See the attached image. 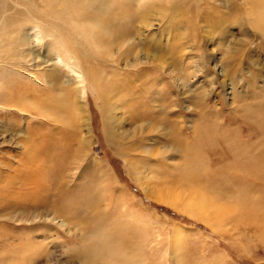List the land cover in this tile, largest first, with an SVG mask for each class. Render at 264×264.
I'll use <instances>...</instances> for the list:
<instances>
[{
    "label": "rangeland",
    "instance_id": "rangeland-1",
    "mask_svg": "<svg viewBox=\"0 0 264 264\" xmlns=\"http://www.w3.org/2000/svg\"><path fill=\"white\" fill-rule=\"evenodd\" d=\"M175 1L178 0L170 3ZM193 1L187 0V5L177 7L157 6L159 10L154 6L147 12L135 4L128 7V0L129 11L125 9L128 13L120 11L126 7L119 0H110V10L98 6L100 12L95 15L104 12L118 26H127V37L132 36L135 42L129 59L135 60L140 51L146 57L145 64L131 71L126 68L127 55L119 51L121 44L112 52L98 50L92 39L83 41L78 37L81 35L76 31L82 30L69 18L75 11L67 8L60 12L64 17H56L66 26L59 20L56 23L64 37L74 36L76 44L82 47L77 53L97 88V91L88 88L87 95L66 88L68 68L61 64L62 72L54 74L55 78L51 72L47 73L52 65L50 60L55 57L53 51L63 52L60 43L38 49L42 56L41 70L46 69L42 84H36L25 73L37 63L33 61V53L29 54L32 62H26L28 71L19 69L17 64L12 70L0 68V78L4 73L13 75L15 87H19L20 81H31L37 86V90L32 88L34 98L50 111L43 117L0 108V117L4 119H0V264H84L88 258L96 264H118L123 261V254H118L109 240L124 234L133 236L125 242L129 246L140 244L141 249L137 248V255L143 257L140 264H264V179L256 180L253 173L264 157L261 125H264V21L256 23L250 19V5L245 2L248 0H236V11L230 6L234 0ZM20 2L31 5L33 14L43 15L40 0ZM198 3L207 4L211 13L186 9ZM57 5L56 0H48L45 12L54 14ZM23 8L19 6L8 13L9 17L15 14L1 33L2 36L20 33L17 41L6 44L12 58L18 61L23 51L28 50V46L21 48L25 42L22 28L24 25L30 28L31 19ZM146 14L153 24L149 29L153 34L143 46L147 55L139 45ZM29 39L31 43L32 38ZM2 47L0 41V50ZM45 60L49 63L44 64ZM114 80L117 85H124L122 89L132 97L133 104L142 100L138 106L142 110L137 112L140 122H144L138 130L137 125L127 122L119 138L109 136L104 119L103 88H109ZM144 85L149 94L145 93ZM27 106L31 111V105ZM174 129L184 139L182 146L175 144ZM26 131L35 137L30 142L26 141ZM232 133L242 134L253 142L247 149L251 158L244 150V155L238 158L241 146L233 141L237 139ZM73 134H79V138ZM84 140L85 146H79ZM63 147L69 149L72 161L80 154L85 155L71 182L77 191L85 188L80 192H87L75 217L68 211H57L54 199L36 204L24 201L23 194H13L20 191L16 178L21 177L13 171L34 169L33 162L43 153L40 148ZM166 149L169 152L162 155ZM151 151L152 156L148 155ZM187 153L192 158L197 155L199 163L180 169ZM16 158L27 163L19 165ZM183 171L186 175L182 180L179 173ZM236 173H242L244 181L230 178ZM170 188L183 191L184 195L193 190L207 194L204 199L224 211L223 226L211 225L201 217L161 202L158 190L167 192ZM88 218H92V223L87 226L84 222Z\"/></svg>",
    "mask_w": 264,
    "mask_h": 264
},
{
    "label": "bare ground",
    "instance_id": "bare-ground-1",
    "mask_svg": "<svg viewBox=\"0 0 264 264\" xmlns=\"http://www.w3.org/2000/svg\"><path fill=\"white\" fill-rule=\"evenodd\" d=\"M40 1L42 3L41 11H42L43 15L33 14L32 10H30L31 5L23 4L20 2V0H0V37H3V38H0V41L4 44V47H2L0 50V52L3 53V54H0V68L1 69L12 70L14 68V64H17L19 69H21V70L25 69V71H28V68L26 66V62L29 61V64H30V61L32 62V60H29L31 58L29 56V54L33 53L35 56V59L33 61L37 60V63L35 65H33L34 67L32 66L33 69L31 71H28L25 73H27V75L30 76V78L34 82H36V84H42V78L45 76L44 70H46V69L41 70L42 65L39 62L41 61L42 56L39 54V53H41V51L38 49L46 47V46L54 47V44L60 43L62 45L63 52L62 51H57V52L53 51L55 57H54V60H50V62H52V65H49V67L47 68L48 72L47 71L46 72L47 73L51 72L52 76L55 78L54 74H60L62 72L60 69V67L62 65L65 68H68V72H66V75H65V85H66V88H70V91L72 88H74L75 90H78V92L80 91L86 95H87L89 89H95V91H97L96 90L97 88L95 86L94 81H92L90 79L89 71L82 64V60H81L79 54L77 53L79 49L82 50L81 49L82 47L80 45L76 44V42L74 41V39H75L74 36L73 37L70 36L68 38H67V36H65L66 37L65 38L64 34H63V30L60 27H58V25L56 23V20H59L58 23H60L62 26H64L66 24L64 22L65 24L63 25V22H62L63 20L61 18H63L64 16L61 17L62 13H60V12H62L64 9H67V8L73 9L75 11V13H73L72 15L69 14L70 15L69 18L71 17V20L72 21L74 20V23L76 24V26H78V29L82 30L81 33L78 30L76 31L81 36H84V37L78 36L81 40L87 41L88 38L92 39L94 41V43L96 44L98 50L103 49L104 52H112L114 47L121 44L122 46L119 45L118 48L122 54L127 55L128 59L126 58L127 59L126 68L129 71H131L132 68H135L137 66L140 67V65L142 66V64L146 63L147 59H146V57H143V55L141 54L142 51H140V54L138 56L136 55L137 57L135 60H131L132 58L129 59L131 51H132L131 48L134 46L135 42H134L132 36L127 37V34L129 32L126 29L127 26H125V24L123 26L124 28L120 27L121 25L118 26L119 24L117 25L115 23L114 18H112L111 16L106 17L104 12H102L101 14L95 15L96 13L100 12V9L98 6H103L101 8L104 11L110 10L111 9V8L109 9L110 0H109V2H107L105 0H73V3L70 2V0H56L58 5H57V8L55 9L54 14H49V13L45 12V8L48 6V0H40ZM170 1L171 0H128V3H129L128 4L127 0H119V3L126 7L124 9L120 10V11H125V12H126V10L129 11V9L126 6V3L128 4V7L131 4H135L136 7H138L139 9H143L142 10L143 12H147V10L151 9L154 6H156V8H158L157 6L161 7L163 5H165V6L166 5H172V6L174 5L177 7L180 4H183V5L188 4L186 2L187 0H178V1H175L174 4H171ZM194 1H193V3H194ZM245 2H246V4L248 3L250 5L249 6L250 19L255 20V22L256 21L260 22V23L263 22L264 21V7H259L258 5H264V0H255L253 2H249V0H248ZM236 3H237L236 0H234L233 2L230 3V6L232 8H234L235 11L238 9L236 6L237 5ZM110 4H112V2ZM106 5L108 6V8H104V6H106ZM19 6L24 7L26 10V13L31 16V19L29 21L30 28H26L25 25L22 28L23 29L22 37L25 39V42L23 45H21V48L26 49L28 46V50L23 51L24 53L19 58L20 61H18L16 59V57H15V59L12 58L13 53L11 52V49H8L6 46L7 41H10L11 43H14L15 41H17V38L20 35V33L19 34L14 33L15 35H13V34L4 35V36L1 35V33L6 31V29H7L6 26L11 22V20H13V16L15 14V13H12L13 16L9 17L8 13L12 12L13 10H16V7H19ZM186 9L189 11H193L191 9H196V11H204V13H206V14L211 13L210 12L211 8L207 4H202V3H198L194 8H192V6H190V7L188 6V7H186ZM186 9H182V10H186ZM158 10H159V8H158ZM126 13H128V12H126ZM122 14H124V13H122ZM110 15H112V14H110ZM118 15H120V14H118ZM56 16L61 17V18L57 19ZM144 16H145V17H143L144 18V22H143L144 26L142 27L143 29H141L142 32L140 31V34H139L140 35L139 45H140L142 50L144 48L143 46H145V43L148 42L149 38H151V35L153 34V32H151L152 30L149 31V29L151 27H153V24L149 23L150 20H148L147 14ZM120 17L122 18L125 16H120ZM117 19L119 21L120 18H117ZM68 20H70V19H68ZM68 20H66V22ZM260 23H259V26H260ZM68 25H67V27H68ZM74 28H72V29L74 30ZM67 35H68V33H67ZM73 35H74V33H73ZM29 37L32 38L31 43H30ZM71 37H72V39H71ZM68 39H70V40L68 41ZM143 51H145L144 53L147 55L146 49ZM53 53H52V55H53ZM144 59H145V61H144ZM47 63H49V60H45L44 64H47ZM173 71L175 72V70H173ZM12 78H14L13 75H9L6 73H4V75L0 78V108L1 109L6 110V111L7 110H13V111L16 110L23 115L26 114V115H31V116H34V114H37V115L40 114L41 116L44 117V116H47L46 112H47V114H50V111H48V107L46 108L45 106L38 104L39 99L34 98L36 95L33 96V91H32L33 89L32 88H34V90H37L36 89L37 86H33L31 81H28V83H26L24 81H20L17 83L19 87H15L16 84L14 86L12 85ZM128 79H130V78H128ZM132 79H134V78H132ZM210 79H214V78L210 77ZM53 80H55V79H53ZM124 81H126V80H124ZM210 81H213V80H210ZM131 84H133V83H131ZM123 86L124 85L120 84V83L117 85L116 81H115L108 86L109 88H107V89H105V87L103 88V92L106 91L105 92L106 95H104V115H105L104 119H105V123H106V132L109 134L110 137H113V138L114 137L119 138V136L121 134H123V133H120V131H122V129L126 128L125 125L127 122H128V124L131 123L133 125H137V127H135L136 130H138L139 127H142V125L144 124V122L143 123L140 122L141 116L137 112V111H139V109L142 110V108H138V106L142 104V100L140 99L138 102L133 104L132 103L133 102L132 97L129 96V94L126 92V90L122 89ZM144 87L146 88L145 85H144ZM19 90L23 91V92L19 93ZM99 92L101 93L102 91L100 90ZM145 93L149 94L148 87L146 88ZM101 96L103 97L102 93H101ZM65 101H66V99H65ZM62 103H64V101H62ZM28 104L31 105V107H32L31 111H30V109L29 110L26 109L28 107L27 106ZM69 108H70V106H69ZM140 114H142V112ZM143 114H145V113H143ZM244 118H245V116H244ZM0 119H3V116H1ZM261 125L263 128L264 125L263 124H261ZM136 130H134V131H136ZM123 132L126 133L127 131H123ZM30 133H31L30 131L25 132V138H26V141H28V142L32 141V139L35 138ZM177 133L175 134V129H174L173 138L176 142L173 140H172V142L173 143L175 142V144L178 143L180 146H182L181 144L184 142L183 141L184 139L178 135L179 133L178 134ZM235 134L232 133V135H235ZM134 135H137V134H134ZM166 135H168V134H166ZM169 135L171 136V134H169ZM185 135H187V134H185ZM73 136H75L77 139L79 138V134H73ZM168 136H167V138H168ZM243 136L244 135H242V134H236L235 137L237 140H235V139L233 140V141H238V144L241 146V148L239 149L240 154H237L239 152L236 151L238 158L240 156L242 157L244 155L242 150H244V152L247 154L248 147L251 146L253 143L252 141L246 140L247 138H245ZM55 141H56V139H55ZM196 141H197V139H196ZM216 141H217V139H216ZM201 142L202 141H200L199 144H201ZM84 143L86 144L85 140L80 141L79 146H85ZM168 143H169V141H168ZM190 143H191V141H190ZM211 144H210V146H212ZM213 144L216 145V143H213ZM226 144L227 143H225V145ZM228 144H229V142H228ZM195 145H196V143H195ZM232 145H233V143H232ZM50 146H52V145H50ZM187 146H188V144L184 147H187ZM227 146L229 147L230 145H227ZM191 147H192V143H191ZM200 147H202V146H200ZM219 147H220V145H219ZM231 147H230V149H231ZM238 147H236V150L238 149ZM31 148H32V146H31ZM43 148H45V147H43ZM43 148L38 149V150L42 151L43 153H42V156H40L38 158L36 157L35 161L33 162L35 164V165L33 164L35 167L34 169L26 170V169H24L25 168L24 167L20 171H16L17 170L16 168H15L16 170L13 171L15 175L24 177V178H21V177L16 178V184H18V186L20 187V191L18 190L19 192H14L13 194L14 195L23 194L24 195L23 196L24 201H27V200H28V202L29 201H35L36 204H42V202H49L50 200L54 199V200H56L55 204L57 207V211H63V212L68 211L70 216L75 217L79 213L80 209L82 208V207H80V204H82V203L84 204V202H83L84 197L87 198L86 197L87 192L86 191H84L82 193L80 192L81 190H83L85 188H82L81 190L77 191V188H73L71 182L73 183V178H74V175L76 174L75 171H77L80 168V165L85 160V155L80 154V156H76L75 160L72 161L71 154L68 153L69 149L67 147H63L62 149L59 148L58 150H56L57 148L52 149L53 151L51 150V148L50 149H43ZM167 150L168 149H166V151H163L162 155L165 154L166 152H169V150L168 151ZM52 152H54V153L52 154ZM230 153H232V152H230ZM188 154L189 153L186 154L187 156L185 155L186 159H184L183 164H180L181 165L180 169H182V168L188 169V168L193 167L194 165H196V166L198 165V163H199L198 156L194 154L195 157L192 158ZM37 155L39 156V153ZM148 155L152 156V155H154V152L153 151L148 152ZM247 156L250 157L248 154H247ZM162 157L160 156V158H162ZM246 161L250 162V160H246ZM14 163H12V164H14ZM18 163H19V165L20 164L22 165V164L27 163V161L20 160ZM239 163L241 164V162H239ZM196 166H195V168H197ZM250 166L251 165H249V167ZM263 166H264V157H262V159H260V161L258 162V169L257 170L253 169V173H256V178H258L256 180H260L259 179L260 177L262 179H264ZM13 167H12V169H13ZM169 168H170V166H169ZM169 168H168V170H170V172H171L172 167L170 169ZM193 170H195V169H193ZM185 173H186V171L179 173L180 179L185 178V175H186ZM154 174L155 173H153L151 175H154ZM241 174L242 173L233 174L230 176V178L233 179L234 181H244ZM171 175H174V173ZM155 176H156V174H155ZM196 176H198V174H196L193 177H196ZM70 177H71V180H70ZM171 178H169V179H171ZM178 179H179V177L176 179V181ZM180 179H179V181H180ZM247 180L250 181L249 178H247ZM174 181H175V179H174ZM179 181H177V182H179ZM182 192L177 191L175 188H173V189L170 188L167 190V192H164L163 190L159 189L157 192L159 197L157 196V198L161 202H164V203H167L169 205L176 206L177 208L182 209L183 210L182 212L185 211V212H188L190 214L201 217L202 219L206 220L207 223H209L211 225L223 226L222 225L223 224V215H225L224 211L222 210V208H220L221 209L220 210L218 208H214L213 206H211L207 202L208 200L204 199V197L207 196V194L198 192L196 190L191 191L188 195L187 194L184 195ZM243 192H244V190H243ZM246 192L247 191H245V193ZM14 195H12V196H14ZM149 196H150V194H149ZM151 197H152V195H151ZM87 201L89 202V198ZM89 203H91V202H89ZM93 218H95V217L93 216ZM91 219L92 218H88V220L86 222H84V224H87V226H88L90 223H92ZM216 228H218V227H216ZM116 230H118V229H115V231ZM104 238H106V237H104ZM132 238H133V236H131L129 234H127V235L124 234L121 237L113 238V240H112V238L111 239L108 238V239H110L109 241L111 242V245H115V247L117 248L118 254H123V261L121 263H118V264H140L142 262L143 259H141V258H143V257L142 256L140 257L139 255H137L138 254L137 248H140V244H138V247H136V246L131 247L125 243V242L132 240ZM122 242H124V243H122ZM111 245H109V246H111ZM116 248H115V251H116ZM84 262H85L84 264H96V261L93 262V260H90V258H88L87 260L85 259Z\"/></svg>",
    "mask_w": 264,
    "mask_h": 264
}]
</instances>
